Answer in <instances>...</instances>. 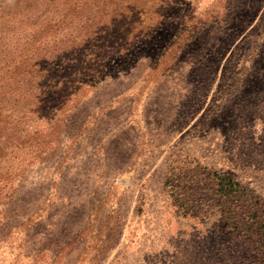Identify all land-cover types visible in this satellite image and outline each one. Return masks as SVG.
Here are the masks:
<instances>
[{
	"label": "rangeland",
	"instance_id": "obj_1",
	"mask_svg": "<svg viewBox=\"0 0 264 264\" xmlns=\"http://www.w3.org/2000/svg\"><path fill=\"white\" fill-rule=\"evenodd\" d=\"M127 1L0 0V105L27 140L0 188V264H258L243 215L264 214V0H130L144 16L69 55ZM182 23L197 29L174 50ZM52 84L77 87L67 109L31 113ZM212 173L259 202L234 230Z\"/></svg>",
	"mask_w": 264,
	"mask_h": 264
},
{
	"label": "trees",
	"instance_id": "obj_2",
	"mask_svg": "<svg viewBox=\"0 0 264 264\" xmlns=\"http://www.w3.org/2000/svg\"><path fill=\"white\" fill-rule=\"evenodd\" d=\"M138 1V0H137ZM133 1L128 0L126 4H115L111 7L107 5H103L98 12H96L97 18L92 22L90 26H83L79 31V34L76 38V41L72 42V45L69 46L68 49H71L70 54L75 55H87L91 50L97 49L99 46L108 45V37L110 36L107 32V28L113 25L114 23H119L125 20L130 19V16H127L128 12L138 9L140 15L144 16L143 7ZM134 5V6H133ZM106 16L105 19H102ZM128 18V19H127ZM90 23V22H89ZM185 23L180 24V29L175 36V40L173 43V48L176 50L180 47V45L187 39V36L193 33V30H196V24H192L189 26H184ZM195 25V26H193ZM147 25L142 21L137 26V32L146 29ZM62 42V41H61ZM67 42H62V44ZM170 44L167 47V50L170 48ZM172 50V51H174ZM171 51V52H172ZM155 69V67H154ZM154 69H150L145 75V78L152 76ZM57 71L54 70L50 72L47 70L46 77L45 75H39L37 71H31V75L33 74L34 78L43 77L44 79L47 77L56 74ZM18 71H14V75L17 74ZM40 73H42L40 71ZM2 76H0L1 79ZM11 77V76H10ZM15 80V78H13ZM146 79H144L145 81ZM20 81V80H16ZM37 84V83H36ZM54 86L47 87L46 90H39V86L37 85L34 87L32 94H30L33 98L31 102L35 103L34 109L29 110L31 113L34 114H54L58 109L60 110L62 107L67 106L68 98L72 95L73 90L77 87H67L64 89L66 92L63 94L59 93V90L62 86ZM70 89V90H69ZM67 101V102H66ZM65 106V108H66ZM11 108H7L6 106L0 105V188L4 185L5 180H8L10 175L9 169H11V155L12 152L11 148H22L23 145L26 144V137L25 135H17L16 132H19L18 129L14 128L11 124V121H6L5 117L8 114H11L9 110ZM40 109V110H39ZM67 109V108H66ZM17 114H24L23 108L17 109ZM39 111V112H38ZM5 114V115H4ZM9 123V126H8ZM9 127V128H8ZM7 129L9 131H7ZM12 141V142H9ZM16 157V156H15ZM9 174V175H8ZM211 180L213 181L214 186V195L217 199V204L221 208L222 220L225 221V226H232L233 230L236 228L235 225L231 224L232 220L235 219V212L237 208L243 202H252V206H257L258 201L257 197L253 196L250 191H248L245 187L241 186L238 182L234 181L230 175H220L217 173L211 174ZM243 220L245 218V227L243 228L244 234L246 233V242L251 247L250 255L251 258L258 264H264V214L260 213L258 209H253L248 214L243 215Z\"/></svg>",
	"mask_w": 264,
	"mask_h": 264
}]
</instances>
